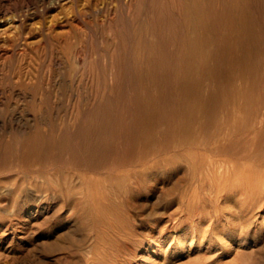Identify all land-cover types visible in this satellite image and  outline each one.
Wrapping results in <instances>:
<instances>
[{"label": "rangeland", "instance_id": "1", "mask_svg": "<svg viewBox=\"0 0 264 264\" xmlns=\"http://www.w3.org/2000/svg\"><path fill=\"white\" fill-rule=\"evenodd\" d=\"M0 264H264V0H0Z\"/></svg>", "mask_w": 264, "mask_h": 264}, {"label": "bare ground", "instance_id": "2", "mask_svg": "<svg viewBox=\"0 0 264 264\" xmlns=\"http://www.w3.org/2000/svg\"><path fill=\"white\" fill-rule=\"evenodd\" d=\"M197 7V6H196ZM247 72V71H246ZM234 124V123H233ZM235 125V124H234ZM173 150H175V149H173ZM223 166V165H222ZM228 166V165H227ZM221 169V168H220ZM228 169V168H227ZM171 174V173H170ZM222 175H223V173H222ZM74 177V176H73ZM101 184V183H100ZM208 186V185H207ZM197 231V230H196ZM200 235V234H199ZM203 236V235H202ZM193 237V236H192ZM93 238V237H92ZM180 238V237H179ZM203 238V237H202ZM192 239V238H191ZM194 239V238H193ZM164 240V237H160L158 240H153V241H155V243L157 244V245H159V244H161L160 242L161 241H163ZM179 241H180V239H179ZM124 243V242H123ZM90 248V247H89ZM149 249V248H148ZM177 251V250H176ZM88 252V251H87ZM91 253V252H90ZM93 255V254H92ZM97 263V262H96Z\"/></svg>", "mask_w": 264, "mask_h": 264}]
</instances>
